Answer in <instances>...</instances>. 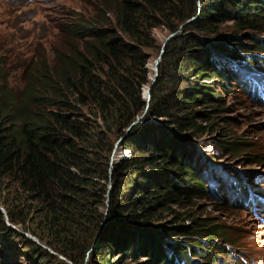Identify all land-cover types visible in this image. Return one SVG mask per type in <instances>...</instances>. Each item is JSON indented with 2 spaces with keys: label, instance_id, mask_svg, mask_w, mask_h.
Returning a JSON list of instances; mask_svg holds the SVG:
<instances>
[{
  "label": "trees",
  "instance_id": "16d2710c",
  "mask_svg": "<svg viewBox=\"0 0 264 264\" xmlns=\"http://www.w3.org/2000/svg\"><path fill=\"white\" fill-rule=\"evenodd\" d=\"M86 1L89 16L66 14L49 53L0 40V232L19 224L55 251L19 233L31 264H83L86 255L125 264L142 251L148 259L170 243L157 233L193 238L168 254L194 264L202 249H224L208 241L218 226L185 209L208 194L187 142L211 128L212 111L194 105L222 101L207 83L225 78L218 60L249 49L245 40L264 48V0ZM154 28L176 34L151 82L148 61L161 46ZM117 140L128 154L113 159ZM168 254L158 264H172ZM20 255L8 247L0 264Z\"/></svg>",
  "mask_w": 264,
  "mask_h": 264
},
{
  "label": "rangeland",
  "instance_id": "374dc122",
  "mask_svg": "<svg viewBox=\"0 0 264 264\" xmlns=\"http://www.w3.org/2000/svg\"><path fill=\"white\" fill-rule=\"evenodd\" d=\"M88 4L89 1L86 0H0V40L5 46L19 51L41 45L49 53L50 42L53 41L55 33H59L66 14L76 11L89 16L91 7ZM153 34L158 42L162 43L168 33L160 28H154ZM257 39L259 45L264 46V34H258ZM245 41L249 49L240 51L238 56H226V59L218 60L225 72V78L207 79V83L216 88L222 101L216 97L217 99L211 102L205 100L194 105L197 109L212 111L207 122L209 126L212 124L211 128L208 129L206 126L204 132L191 138L192 142H187L191 146L189 149L192 159L201 167L208 194L196 196L190 202L192 205L186 206L185 209L194 210L197 215L206 216L207 223L217 225L221 235L209 238L208 241L224 247L218 248L211 255L202 249L205 256H196L197 258L193 259L194 264H211L212 257H219V261L212 264H264V209L259 204L261 202L258 201L259 198L251 194L255 192L264 196L263 85L252 77L253 74H258L257 72L264 75V48H255L254 40ZM157 54L153 52L149 58L148 67L151 70ZM248 83L255 87L256 94L252 95L250 90L248 91ZM218 104L220 105L217 106ZM141 116L142 114L139 117ZM149 120L155 118L142 119ZM118 140L111 152L113 159L128 154L126 149L121 148ZM107 186L108 188L112 186V180L107 182ZM0 209H4L1 203ZM7 223L16 230V233L0 232V257L8 247H11L22 254L20 258L16 257L14 261L16 264H31L32 260L23 255L27 247H24L23 238L19 233L55 253L31 231L19 224L14 225L8 221ZM157 235L160 241H170V245L182 242L184 243L182 247L187 245L185 240L193 239L183 236L166 237L158 233ZM169 244L164 241L160 245L161 248L153 246L152 255L148 259L146 252L142 251L138 260L126 257L124 263L158 264L162 262V250L166 254L171 252ZM141 245L142 243L140 247ZM195 248L197 249V246ZM57 256L65 258L61 254ZM173 258V254L169 255V262L172 260L174 262L172 264H175ZM83 264H92L89 255L85 256Z\"/></svg>",
  "mask_w": 264,
  "mask_h": 264
},
{
  "label": "water",
  "instance_id": "95a60500",
  "mask_svg": "<svg viewBox=\"0 0 264 264\" xmlns=\"http://www.w3.org/2000/svg\"><path fill=\"white\" fill-rule=\"evenodd\" d=\"M175 34H176V31H170V32L164 37V40L162 41L161 46H160V50H159V52H158V54H157V56H156V58H155L154 75H153V77H152V79H151V82H153V81L155 80V76L157 75V64H158V61H159V59H160V57H161V55H162V53H163V50H164V46H165L166 41L169 40V39H170L172 36H174ZM150 86H151V85H148V88H147L146 97H145V99H146V101H147V104H146V106H145V109H144L142 115L145 113L146 108H147V106H148L149 99H150ZM105 212H106V210H105Z\"/></svg>",
  "mask_w": 264,
  "mask_h": 264
},
{
  "label": "bare ground",
  "instance_id": "6f19581e",
  "mask_svg": "<svg viewBox=\"0 0 264 264\" xmlns=\"http://www.w3.org/2000/svg\"><path fill=\"white\" fill-rule=\"evenodd\" d=\"M153 67H152V70L154 71V65H155V59H154V62H153ZM153 77V76H152ZM152 79V78H151ZM148 88V87H147ZM147 88L143 91L144 92V97H146V92H147Z\"/></svg>",
  "mask_w": 264,
  "mask_h": 264
},
{
  "label": "clouds",
  "instance_id": "9594fccd",
  "mask_svg": "<svg viewBox=\"0 0 264 264\" xmlns=\"http://www.w3.org/2000/svg\"><path fill=\"white\" fill-rule=\"evenodd\" d=\"M215 175V174H214ZM217 175V174H216ZM217 177V176H216ZM212 179V178H211Z\"/></svg>",
  "mask_w": 264,
  "mask_h": 264
}]
</instances>
